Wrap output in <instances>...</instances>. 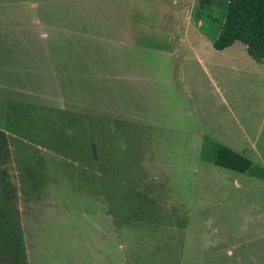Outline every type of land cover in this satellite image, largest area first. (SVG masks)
<instances>
[{
  "label": "rangeland",
  "instance_id": "374dc122",
  "mask_svg": "<svg viewBox=\"0 0 264 264\" xmlns=\"http://www.w3.org/2000/svg\"><path fill=\"white\" fill-rule=\"evenodd\" d=\"M230 1L0 0L27 264H264V57L215 49Z\"/></svg>",
  "mask_w": 264,
  "mask_h": 264
},
{
  "label": "trees",
  "instance_id": "16d2710c",
  "mask_svg": "<svg viewBox=\"0 0 264 264\" xmlns=\"http://www.w3.org/2000/svg\"><path fill=\"white\" fill-rule=\"evenodd\" d=\"M236 42L244 44L254 58L264 57V0L230 1L215 49L223 51ZM9 154L6 143L0 141V250L6 251L14 264H27V256L18 255L25 244L16 202L17 189L11 179L4 176L6 171L1 170V157ZM214 163L239 173H246L251 168L248 159L226 147L219 150Z\"/></svg>",
  "mask_w": 264,
  "mask_h": 264
}]
</instances>
